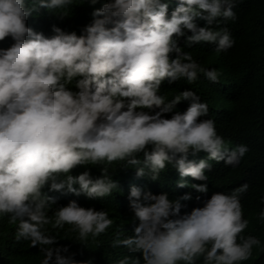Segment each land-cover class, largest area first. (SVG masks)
<instances>
[{
    "label": "clouds",
    "instance_id": "obj_1",
    "mask_svg": "<svg viewBox=\"0 0 264 264\" xmlns=\"http://www.w3.org/2000/svg\"><path fill=\"white\" fill-rule=\"evenodd\" d=\"M242 2L86 0L75 27L51 16L74 0H0V264L252 255L247 184L208 191L251 147L213 116L231 81L199 55L234 49Z\"/></svg>",
    "mask_w": 264,
    "mask_h": 264
},
{
    "label": "trees",
    "instance_id": "obj_2",
    "mask_svg": "<svg viewBox=\"0 0 264 264\" xmlns=\"http://www.w3.org/2000/svg\"><path fill=\"white\" fill-rule=\"evenodd\" d=\"M243 1V2H242ZM240 9L235 21H227L235 43L233 50L219 56L201 50L199 55L204 64L215 65L224 74H228L231 84L227 96L224 89L214 83L216 107L212 111L215 118H226L230 127L251 147L247 158L236 166L221 167L216 165L211 171L208 191L231 193L247 184V190L240 193L244 219L248 226L241 236L253 235L260 240L254 245L252 255L242 264H264V219L260 212L264 210V0H236ZM69 6L68 15L59 17L77 27L87 17L86 0H74ZM45 8L32 16L30 20L38 21ZM225 26L224 24H222ZM201 82H209L202 80ZM202 88L206 89L201 86ZM220 101H219V94ZM17 261L11 258L10 264Z\"/></svg>",
    "mask_w": 264,
    "mask_h": 264
}]
</instances>
